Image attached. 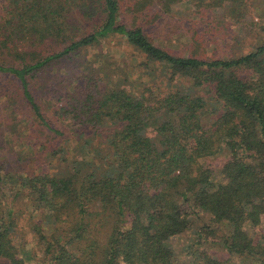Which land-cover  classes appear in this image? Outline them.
Returning <instances> with one entry per match:
<instances>
[{
  "label": "trees",
  "instance_id": "16d2710c",
  "mask_svg": "<svg viewBox=\"0 0 264 264\" xmlns=\"http://www.w3.org/2000/svg\"><path fill=\"white\" fill-rule=\"evenodd\" d=\"M183 3L199 16L222 9L234 23L253 12L251 0H11L0 22V73L20 83L31 117L49 130L58 133L29 78L112 36L123 37L147 67L158 64L161 77L191 86L175 82L159 94L147 85L128 89L114 75L106 83L101 78L103 88L89 78L73 110L80 125H119L110 154L97 162L87 153L73 173L58 176L12 175L0 164V264H26L15 240L20 198L51 224L50 232L34 228L51 264H228L199 251L209 238L228 254L264 264V42L234 58L172 53L146 27ZM71 13L98 20L77 34ZM51 40L63 49L42 52ZM220 154L226 157L220 170L201 163ZM206 216L211 224L194 230ZM248 227H258L257 235ZM192 229L196 251L189 247L183 259L173 242Z\"/></svg>",
  "mask_w": 264,
  "mask_h": 264
},
{
  "label": "rangeland",
  "instance_id": "374dc122",
  "mask_svg": "<svg viewBox=\"0 0 264 264\" xmlns=\"http://www.w3.org/2000/svg\"><path fill=\"white\" fill-rule=\"evenodd\" d=\"M10 2L0 0V22L7 15ZM251 2L252 15H247L239 23L228 20L222 9L208 10L201 17L195 12H187L186 7L190 3H183L181 6L176 5L160 22L149 25L146 30L155 44L175 54L204 58L238 57L264 42V0ZM85 20L88 19L71 13L68 23L75 28L74 33L82 34L84 29L93 28L96 24L94 20L98 19H90L91 22ZM63 47L56 40H51L42 45L41 50L50 53L60 51ZM34 49V46L28 47L30 51ZM143 60V55L123 37L112 36L76 55L56 60L45 71L41 70L31 76L29 81L33 95L58 133L40 125L31 117L22 100L20 83L12 76L0 73V164L4 170L12 175L47 172L58 176L73 173L75 161L86 158L84 156L87 153L88 158L94 156V161L105 160L104 157L110 154L109 138L120 129L119 125L111 121L100 127L80 125L73 110L77 101L82 100L89 78L97 80L103 88L109 76L114 75L111 79H124L128 89L144 86L143 90L147 85L159 94L168 91L169 86L173 87L175 82L181 81V85L191 86L190 81L184 79L169 82L166 75L161 77L162 68L158 64L147 67ZM101 78L106 80L105 83ZM62 104L66 105L65 109H61ZM204 123L210 126L212 122L205 117ZM149 134L155 136V130L149 128ZM225 160V155L220 154L201 159V163L220 170ZM14 178L11 177L4 185L7 194L15 187L17 179ZM16 214L19 227L15 240L24 249L22 255L26 264H51L50 256H45L44 248L34 231L40 225L42 231L50 232L49 221L41 215L40 210H35L23 198L17 203ZM203 224H211L208 216L194 222L193 229H201ZM261 226L264 229V222ZM193 229L178 236L173 242L182 254H187L189 247L196 251L193 244L198 239ZM247 229L254 236L259 230L258 227ZM213 242L214 239L209 238L199 251L205 249L210 255L228 264H254L244 256L228 254ZM187 258L188 254L183 256V259Z\"/></svg>",
  "mask_w": 264,
  "mask_h": 264
}]
</instances>
